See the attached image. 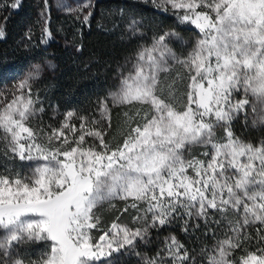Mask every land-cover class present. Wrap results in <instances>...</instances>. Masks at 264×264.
I'll return each mask as SVG.
<instances>
[{"label":"snow or ice","instance_id":"snow-or-ice-1","mask_svg":"<svg viewBox=\"0 0 264 264\" xmlns=\"http://www.w3.org/2000/svg\"><path fill=\"white\" fill-rule=\"evenodd\" d=\"M18 4L16 0L11 6ZM163 5L184 10L180 19L203 35L184 59L164 43L176 33H166L151 49L137 54L112 102L146 104L152 115L136 112L127 117L126 113L129 120L139 117L142 123L130 126L115 150L108 148L104 133L96 129L82 132L74 147L45 148L35 142L36 134L26 123L34 115L30 95L26 98L22 92L0 107V129L9 134L11 150L21 160L41 161L30 178L0 175V228L6 232L0 239V264H23L7 258L26 240L48 242L49 251L40 264H95L133 246L137 238H144L146 229L131 231L113 224V235L101 236L102 243L91 235L99 223L94 209L117 197L132 198V207L136 201H147L145 211L152 213V227L169 223L178 212L207 218L209 210H231L241 219L230 221L233 235L219 241L214 254L207 253V264H264V248L257 254L242 247L246 226L259 223L264 230V144L241 142L228 128L249 103L244 98L233 101L234 93L244 97L251 93L264 105V0H163ZM202 6L209 11H197ZM4 35L0 30V37ZM169 60L188 73L187 104L181 110L166 102L173 88L160 78V73L169 71ZM41 71L39 64L33 65L18 87L30 93L29 81L38 79ZM260 119L264 122V114ZM216 127L225 128L226 142L217 141ZM70 130L75 133V125ZM85 135L95 137L101 150L96 151L95 145L81 147ZM53 137L63 138V145L70 143L63 129L53 130L49 140ZM196 145L211 147V155L203 153L207 160L191 156ZM236 249L244 255L229 259ZM168 252L173 264L189 260L175 237Z\"/></svg>","mask_w":264,"mask_h":264},{"label":"rangeland","instance_id":"rangeland-1","mask_svg":"<svg viewBox=\"0 0 264 264\" xmlns=\"http://www.w3.org/2000/svg\"><path fill=\"white\" fill-rule=\"evenodd\" d=\"M30 1H33L36 5V18L43 27L47 19L46 7L48 4L45 0ZM94 1L95 0H47L51 10L55 13L56 19L67 17L71 20L73 19L74 21L83 20L94 5ZM142 1H150L154 5L159 6L163 3V0ZM197 2H199V0H197ZM7 4L8 0H0V23L5 16ZM163 7L172 9L178 12L181 16L184 15V10L182 9H174L171 5H163ZM201 10L209 11L203 6L197 9V11ZM209 14L211 15L212 13L209 12ZM184 23L194 27L200 32L195 25L189 22ZM121 24L125 27L128 33H132L131 36H136L140 39H134L136 40L134 52L121 60V62L117 65L106 95L100 98V110L94 113L90 118L85 115H77V112L75 111L60 108L59 104H56L55 101L50 102L47 97L48 93H46L47 88L44 89V91H39L40 82L43 78L55 72V64L49 59L31 64L27 70L22 75L15 78L10 85L4 89L2 88V90L0 89V107H3L5 103L10 102L14 96L21 95L22 92L26 98L30 95L33 100L34 115L29 117L26 123L27 126L31 127L33 132L36 134L35 142L48 149L60 147L61 150L76 146L75 140L82 132L96 129L104 133L103 128L110 120L111 110L113 108L122 107V127L120 128V137L122 138V141L119 144H111L108 142V139L106 140V137L104 138L105 143L108 145L110 150H115L117 147L121 146L128 135L130 126L134 127L137 123H142L139 117L132 120H129L127 117L134 116L136 112H139L141 116L145 115V113H147L149 117L152 115L150 106L146 104L133 106L126 104H113L112 102V94L119 91L122 76H126L130 71H132V66L137 61V54L144 49H151L156 41L166 33H176L177 36H167L164 43L167 44L177 57L184 59L189 55L196 42L200 40L203 35L200 32L198 36L191 35L183 37L179 33L167 28L163 29L160 34L154 33L147 35L144 32L141 22L133 17L126 18L125 22L123 21ZM67 31L68 33L64 36V39L67 36V40H62L65 45H68V41H71V32L73 31V28L70 29L67 27ZM32 34L33 32H28V35ZM29 38L31 37L29 36ZM35 64H39L42 71L38 79L29 81V93L27 89L21 90L18 86L27 78V74L32 70V67ZM168 67L169 71L167 73L169 75L166 76L165 74L167 73H160L161 80L166 85L171 84L173 88L172 96L171 98L168 97L166 102L173 103V106L176 107L177 110H181L187 104L186 92L188 91V73L183 66L173 62L172 60L168 61ZM174 71L179 73V75L181 73H184L185 75L184 79L186 85H184L185 88L182 93L175 92L177 88H179L178 90H182L183 87L181 84L180 86H177L174 83V81L177 82V79H180L179 76L174 77L176 76V73H173ZM166 77L167 80H164ZM174 78L175 80H173ZM157 94L159 95L160 93L158 92ZM164 95H168L167 91ZM242 98L247 99L249 103L233 117L228 124V128L233 133L234 138L240 140L241 142L250 143L253 146L259 147L261 144H264V122L260 119L261 115L264 114V105H262L260 101L257 100V98L251 93H249L246 97L242 96L241 93L233 94V101ZM105 105L107 106L106 114L104 113ZM252 107L256 108L255 112L252 111ZM69 113H72L71 117L68 116ZM126 113L127 117L125 115ZM65 123L69 125L68 128L63 127ZM81 124L85 125L84 129L80 128ZM72 125H77L75 126V133L70 130ZM55 129H63L70 141L68 145L62 144L63 138L57 139L53 137L49 140V137ZM224 132V127L215 128L216 139L218 142H226ZM0 142V175L9 176L10 178H30L34 168L38 163H41V161L28 159L21 160L17 153L13 152L9 147V134L5 133L2 129H0ZM93 145L96 146V151L101 150V146L95 137L85 135V141L81 147L87 148ZM204 152H208L209 155H211V147L196 145L191 149V156H194L197 159L207 160V157L203 155ZM32 154L33 156L36 155L35 152ZM189 174H191V170H189ZM133 203L134 201L132 198L120 199L117 197L99 204L94 209L96 216L99 217V223L96 228H102V231L98 234L94 229L91 230V235L95 242L102 243L99 238L104 236L106 233L109 237H111L113 235V224L117 225L119 228H127L131 231L141 229L143 232V230L146 229V235H144L142 240L137 238L133 246H125L119 252H113L111 257H102L99 261H96L95 264H105V260H108L110 264H149L150 261H155V264H173V257L168 252V245L171 243L172 237H175L176 241L183 245V249L187 250L189 260L185 261L184 264H207V253L213 252L214 254L213 250L217 247L218 242L233 235L230 221L234 223L241 219L239 214L234 213L231 210L225 213H220L216 210H209L207 218L196 216L188 217L183 213L178 212L173 215L169 223H166L163 226L152 227V213L145 211L147 208V201H136V207H132ZM107 215H114V219L107 222L109 219ZM127 216L130 218L129 221H126L125 219ZM172 226H177V229L179 227L185 229L191 228L195 230V233L199 230L208 235L198 239V247L196 249H189V247L180 239L179 235L174 233V231H169L168 234L161 237L159 236L160 229L162 227L171 228ZM5 235V230L0 228V239H2ZM244 235L247 238L242 237L243 249L247 252H257V254H259L258 249L264 248V230H261V225L256 223L246 226L244 229ZM247 239H249V241H247ZM30 244L33 246L31 251L24 248V246H28ZM48 251V242L26 240L25 242L15 246L7 259L9 261L19 259L23 262V264H40L41 258ZM105 251H107V249H105ZM242 255H244V251L236 249L233 251L232 256L229 257V259L236 258L238 260ZM0 258H3L2 255H0Z\"/></svg>","mask_w":264,"mask_h":264},{"label":"trees","instance_id":"trees-1","mask_svg":"<svg viewBox=\"0 0 264 264\" xmlns=\"http://www.w3.org/2000/svg\"><path fill=\"white\" fill-rule=\"evenodd\" d=\"M45 2L48 4L47 19L42 27L37 21V7L33 1L19 0L18 7L13 8L11 5L16 0H8L5 16L0 23V30L5 33L0 37V89L10 85L31 64L49 59L55 64V72L43 78L39 91L47 88L50 102L55 101L60 108L75 111L77 115L88 118L100 110V98L106 95L117 65L134 52L136 40L140 39L131 36L132 33H128L121 24L126 18L139 20L147 35L160 34L166 28L183 37L200 34L197 29L184 23L178 12L154 5L150 1L95 0L86 15L87 20L83 18L79 21L67 17L56 19L47 0ZM67 27L73 28V31L71 41L65 45L62 40L68 33ZM28 32L33 34L28 35ZM65 39L67 40V36ZM173 73H176L174 77L180 78L174 83L183 87L182 90L177 88L175 92L182 93L186 85L185 75H179L175 71ZM121 110L122 107L113 108L110 120L103 128L104 138L111 144L122 141ZM107 217V222L114 219V215ZM125 219L130 220L128 216ZM94 230L98 234L102 228ZM169 231L179 235L189 249H196L198 239L208 235L203 231L197 230L195 233L191 228L177 229V226H172L162 227L159 236L166 235ZM24 248L31 251L33 246L30 244Z\"/></svg>","mask_w":264,"mask_h":264}]
</instances>
